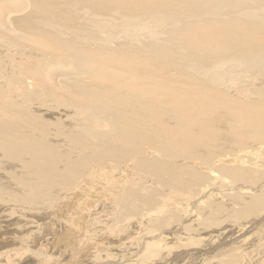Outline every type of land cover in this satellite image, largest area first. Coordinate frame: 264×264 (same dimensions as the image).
<instances>
[{"label":"bare ground","instance_id":"1","mask_svg":"<svg viewBox=\"0 0 264 264\" xmlns=\"http://www.w3.org/2000/svg\"><path fill=\"white\" fill-rule=\"evenodd\" d=\"M0 2V53L9 54L24 50L27 47L22 41L41 50L39 53L43 54L46 50L44 57L41 55L36 59L39 63V58L43 57L39 64L35 59H31L34 63L36 61V68L28 67L26 72L36 73L35 76L38 75L41 83L47 84L46 89L50 90L56 101L64 102V96L67 97L64 104L70 107L68 112L74 113L58 119L55 127L64 130V126H70L74 129L71 134H64L63 137L65 140L75 141L76 145H79L80 153L90 151L99 161L106 159L112 162L115 161L114 157L130 156L133 161L125 162L128 172H133L130 169H133L134 161V164L140 167L150 159L154 161L165 158L172 159L181 167V171H184V168L185 171L187 168L188 171H202L208 179L214 177L212 172H217L227 179L232 178L235 181L234 190L239 195L237 201H245L242 205H245L246 200L253 201L247 203L245 210L242 207L244 212L242 211L240 217L244 219L252 215V219L246 225H237L236 229L232 225H225L224 233L214 234L211 240L213 247L205 249L204 254L207 256H223L231 245L247 235V231L264 226V165L257 172L242 170L235 165L255 168L258 164L250 165L246 160L240 161L238 157L223 156L224 152L220 153L222 155L217 152V148L223 143L237 149L239 146L255 144L257 148L254 151L247 149L246 156L257 155L264 158V0ZM79 35H82V38ZM143 36H150L153 42L140 43L139 39ZM7 39L8 41L4 42ZM113 44L117 47L113 48ZM161 44L169 46V51H161ZM173 46L182 47L175 49ZM146 49L154 50L155 55ZM23 57L12 56L13 60ZM153 62L188 73L191 80L201 87H184L183 83L161 82L150 76L133 73L151 70L149 68ZM66 75L70 76L68 80ZM69 98L71 100L68 101ZM47 125L52 126L51 122H47ZM76 133L82 134L87 141L80 142ZM144 144H147V147L143 146ZM205 150H211L210 155L200 158L198 155L202 153L199 152ZM193 151L198 154L190 155L189 152ZM161 162L163 164V161ZM112 164L110 168L116 169V164ZM157 164L161 165H153ZM213 165L217 170L212 168ZM78 170L77 174L80 173ZM108 171L110 172L106 169L107 173ZM92 172L102 175L105 173L100 172L98 166ZM92 172L90 177L78 184L74 193L68 195L64 201L61 200L64 203H60V210H68L66 214L73 225H61V233L57 234L53 241L50 235L56 232L53 228L57 225L51 227L52 229H49L50 226L43 227L41 236H35L32 244L36 246L37 243H49L53 247L62 245L58 254L61 256L66 253L69 260L74 255H87L92 249L98 248L99 243L107 236L117 233L116 228H108L105 225L92 224L88 227L90 217L86 210L95 205V201H109L112 196L104 197L101 185L95 184L90 188L94 175ZM48 173L60 175L57 170ZM48 173L45 174L51 176ZM124 177L126 179L127 175L124 174ZM198 178L203 179V176L199 175ZM249 178L253 181L246 184ZM120 182V187L115 188L118 192H121L126 184L124 179H120ZM182 182L183 179L180 180V183ZM183 184L185 185L184 182ZM190 186L189 184L188 188ZM205 192L206 188L202 189L201 196L195 195V192L189 197L180 196L174 205L197 204L206 198ZM129 196L133 198V190H129ZM166 207H170L168 200H164L160 207L147 210L142 216L149 218L153 214L162 213ZM2 212H5V209L3 211L0 206V252L12 249L18 236L26 231V228L20 226L22 219L7 221ZM49 213L46 209H41L39 217L45 219ZM132 216L128 218L132 219ZM53 218L56 219L57 216ZM123 222L126 221H116L118 224ZM137 224V221L129 223L130 226ZM177 229L169 227L155 238L146 237L144 248H137L136 242H133L127 251L136 254L141 249L146 250L147 254L143 257L148 261L146 264H194L195 258L185 259L187 255L192 254V247L195 248L200 241L198 239V242L195 241L192 245H171L170 240L182 241L172 239L178 235ZM201 235V232L197 233L198 237ZM224 236L230 239L222 241ZM119 243L121 241L117 244ZM253 244L255 246L248 250L249 254L264 256V235L255 239ZM123 250H119L118 256L124 255L121 253ZM247 252L243 255L247 256ZM68 260V264L73 263ZM209 261L207 260L208 263Z\"/></svg>","mask_w":264,"mask_h":264},{"label":"rangeland","instance_id":"2","mask_svg":"<svg viewBox=\"0 0 264 264\" xmlns=\"http://www.w3.org/2000/svg\"><path fill=\"white\" fill-rule=\"evenodd\" d=\"M6 11H8V9H6ZM63 33V35L68 38L65 32ZM79 37L82 38V35H79ZM8 39L4 40V42L8 41ZM22 42L27 47H22L23 49L25 48L24 50H17V52L13 51L12 53L9 52V54L0 53V206L3 208V211L5 209V212H2V216L5 220L18 221L19 218L22 219L20 220V226L26 228V231L18 236L12 249L9 248L0 252V264H68L67 260L69 257L67 254L62 253L61 256L58 254L62 249V245L53 247V245L49 243H37L35 246L32 244V239L35 236H41L43 227L49 228L50 226L49 229H52L57 225L56 228H53L56 232L50 235L51 241H53L54 237L61 233V228L65 223H68L70 226L73 225L66 214L68 210L67 212H62L60 210V203H64L61 202V200L64 201L68 195L74 193L78 184L83 181V179L90 177L92 175L91 172L97 166L100 172L105 173L102 175L92 172L94 175L92 176L93 180L91 182L94 184H90V188L92 189L95 184L101 185L102 188L100 189L104 191V197L108 195L112 196H110L111 199L109 201H95L96 204L86 210L89 215L88 217H90V225H88V227L92 226V224L105 225L108 226V228H116L117 233L107 236L106 239H103V241L99 243L98 248L92 249L93 251L87 255L80 254L71 257L68 260L73 261L71 264H146L148 261L143 259L147 254L146 250H143V253L141 249V251L136 254H133V251H127L128 248H131L132 243L136 242L137 248L140 249L144 246L147 240L146 237L155 238L157 235L163 233V230L165 231V229L169 227H173L174 230H176L178 226V235L180 233L182 234L180 236L175 235V237L171 238H177L182 241L173 242L170 240L169 243H171V245H192L195 241L198 242L199 239L200 245L197 243L195 248L192 247L194 251L191 249L190 253L192 254L187 255L185 259L195 258L196 262L194 264H264V256H258V254L250 255L248 251L255 246V244H253L255 239L257 240L263 237L264 226H259L258 229H254L253 231H247V235H244L236 244L231 245L223 256L214 258L204 254L205 249L213 247L211 241L212 236L222 233L225 225H232L236 229L239 224L240 226H242V224L246 225L252 219V215L246 216L244 219L240 217L247 208V203L251 202L252 199L251 201H249L250 199L246 200L247 202L245 205H242L245 201H237L239 195L234 190L235 183L233 184V182L235 181L232 178L227 179V177L225 178L217 172H212L214 177L211 176L208 179L205 174L203 175L204 172L202 171H192V169L188 171L189 168H187V171H185L186 168H184L185 170L182 168L184 171H181V169L179 170L181 167L172 161V159L165 158H160V160L154 159V161L150 159V161H146L145 164L143 163L140 167H137L134 161L133 169H130V171L132 170L133 172H128L125 162L128 160L133 161L132 157H114V162L106 159L99 161L97 156L95 154L92 155L90 151L85 154L80 153L79 145H76L75 141L71 142L67 139L65 140L63 135L71 134L74 129L70 126H64L65 129L63 130L62 128L55 127L57 126L55 122L57 123L63 116H70L74 112H68L70 111V107L68 108V105L66 103L64 104L67 98L66 96L63 98L64 102L56 101L49 92L50 90L46 89L45 86L47 84L41 83L40 79L37 78L38 75L35 76L36 73H32L31 70L30 72L32 74H27L29 71L26 72V69H28V67L29 69L34 68L38 60L37 58L41 55L44 57V52L46 50L42 54L39 53L41 50H38L35 46L25 43V41ZM133 42L136 44L135 40H133ZM139 42L142 44H151L153 41L150 36H143L139 39ZM116 47L117 45L113 44V48ZM178 47L181 48L182 46H173L172 48L176 49ZM159 49L161 51H169V46L161 44ZM146 50L154 54V50ZM12 56L24 57L22 59L13 60ZM41 58H39L40 61ZM31 59L37 60L34 63ZM32 63L34 64L32 65ZM150 65H152L149 68L151 70H147L146 72L145 70H140V72L135 71L133 73L135 75L138 73L137 75L139 76H150L161 82H170L173 84L183 83L182 85L184 87H188L189 85L199 86L191 80L188 73L180 69L175 70L174 67L166 64H159V62H153ZM67 74H69V71ZM66 77L68 80L70 76L66 75ZM38 79L40 82H38ZM67 100L69 101L71 99L69 98ZM47 122H51L52 126L49 127L50 125H47ZM52 127L54 129H52ZM215 127H217V125H215ZM76 134L80 142L87 141L82 134ZM59 135L62 138L59 137ZM11 143H14V145ZM251 145L252 144H249L245 147L239 146L237 149V147H231V145L223 143L217 148V152L219 155H222L220 153L224 152L223 156L238 157L240 161L246 160L250 165L258 164L255 168L235 165V167L242 170L246 169L251 172H257V170L264 165V158L262 159L257 155L252 157L246 156L245 151H254L257 148V145ZM143 146L147 147V144ZM36 148L41 152V155L40 152L36 151ZM189 153L191 155L195 152ZM199 153H202L198 155L199 157L205 158L207 155H210L211 150H205L204 152L200 151ZM92 159L93 161L91 162ZM81 161H85V165ZM155 161L159 164L163 161V164L153 165L156 164L154 163ZM98 162H100L99 165L97 164ZM50 163L53 165L51 166ZM112 163L116 164V169H111ZM78 164L79 166H77ZM149 166L152 167V169ZM50 167L53 168L51 169ZM169 168L172 171L169 170ZM212 168L217 170L215 165H213ZM77 169L80 170L79 174H77ZM106 169L110 170V172L108 171L107 173ZM56 170L60 173L59 176L48 173L50 171L56 172ZM208 171L207 174L209 175ZM45 173L51 176H47ZM124 174L127 175L126 179ZM199 175L203 176V179H199ZM59 177L63 178L59 179ZM211 178L212 180H210ZM96 179H99L101 182L96 181ZM120 179H124L126 184L121 192H118L115 188L120 187L122 184ZM182 179L185 185H182L183 182L180 183ZM200 180L201 182H199ZM252 181L253 180L249 178L246 184ZM189 184L191 186L188 188ZM205 188V194L207 196L205 199H201L199 203L197 202V204L189 206L174 205L178 197H189L194 195V192L195 195L201 196V191ZM129 190H133V198L129 196ZM124 197L128 198L125 199ZM164 200L170 202V207H166L162 213L153 214L149 218L142 216L147 210L160 207ZM242 207H244V210H242ZM41 209H46V212H50L45 219L39 217ZM222 209L223 211H221ZM92 212H94V214ZM130 214L133 215L132 219L128 218L131 216ZM54 216H57V218H53ZM180 218L185 222H182ZM116 221L126 222L118 224ZM133 221H137L138 224L130 226L129 223ZM192 230L193 232H191ZM199 232L202 233L200 237L197 236ZM81 237L82 235H80V238ZM169 238L168 236V239ZM229 239L230 238L227 236H224L222 241H228ZM120 241L121 243L117 244ZM114 246H116L117 249ZM195 249L197 250L195 251ZM119 250H123L121 253L124 255L118 256ZM245 251H248L247 256L243 255V253H246ZM211 258L213 261L210 260ZM207 260H210V263H208Z\"/></svg>","mask_w":264,"mask_h":264}]
</instances>
